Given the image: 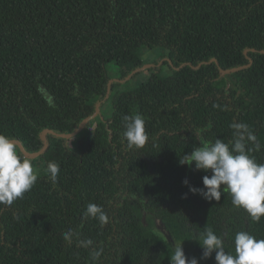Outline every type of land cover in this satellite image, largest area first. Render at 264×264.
I'll use <instances>...</instances> for the list:
<instances>
[{"label":"trees","instance_id":"16d2710c","mask_svg":"<svg viewBox=\"0 0 264 264\" xmlns=\"http://www.w3.org/2000/svg\"><path fill=\"white\" fill-rule=\"evenodd\" d=\"M154 48L176 67L190 65L114 90L109 120L97 118L73 147L48 136L34 161L32 189L11 206L0 205V264H92L99 248L97 264H170L181 244L189 259L216 264L215 252L201 258L196 233L205 227L222 235L226 252H234L238 231L264 239V217L252 221L226 192L218 202L189 192L185 178L200 188L210 173L195 170L194 162L179 164L197 142L174 132L187 123L207 141L227 142L230 124L246 123L261 144L252 155L264 163V53L258 51L264 50V0H0V133L29 152L39 150L42 129L67 133L93 112L109 65L123 77ZM250 48L257 50L248 52L250 67L228 77L217 78L215 63L206 64L210 58L223 69L246 64L243 52ZM135 112L156 142L133 148L147 158L131 156L122 137V117ZM47 162L60 167L55 183ZM90 202L108 213L103 228L82 220ZM146 205L156 208L168 238ZM69 229L93 245L79 247L76 238L67 244Z\"/></svg>","mask_w":264,"mask_h":264},{"label":"clouds","instance_id":"9594fccd","mask_svg":"<svg viewBox=\"0 0 264 264\" xmlns=\"http://www.w3.org/2000/svg\"><path fill=\"white\" fill-rule=\"evenodd\" d=\"M123 140L128 149L142 148L149 140L145 130V120L138 112L122 117ZM232 139L225 142L220 138L213 141L200 140V145L190 154L179 159L181 166H193L210 175L202 177L203 187L191 186L187 178L183 184L192 194H199L207 201H220L222 193L231 196L234 207L243 209L252 221L259 222L264 217V163H258L253 152L259 151L261 144L253 130L246 123L233 121ZM201 136L200 131H196ZM60 167L55 162H47L46 172L53 183L56 182ZM38 179L32 161L19 154L13 139L0 133V205L11 206L17 199H23ZM187 194H185L186 198ZM94 219L101 228L109 223V215L104 207L88 203L82 213V220ZM202 248V259L215 252L216 264H264V239H257L247 231L234 235V252H226L222 235H217L211 227L196 233ZM79 247L89 248L92 239H79V233L69 229L63 234L64 241L71 245L73 239ZM197 241V240H196ZM103 248L91 252L92 264H97ZM170 264H199L197 258L186 257L182 244L170 254Z\"/></svg>","mask_w":264,"mask_h":264},{"label":"flooded vegetation","instance_id":"af4514ba","mask_svg":"<svg viewBox=\"0 0 264 264\" xmlns=\"http://www.w3.org/2000/svg\"><path fill=\"white\" fill-rule=\"evenodd\" d=\"M256 52L257 50L256 49H253V48H250V49H245L244 50V52H243V55L246 57V59L248 60V63H246V64H243V65H239V66H235V67H230V68H226V69H223V68H221V67H219L218 66V63L215 61V59L214 58H210L209 59V61H207L206 62V64H209V63H212V62H214L215 63V65L217 66V69H218V77L217 78H224V77H228L229 75H231L232 73H235V72H237V71H240V70H242V69H244V68H248V67H250V65L252 64V59L248 56V52ZM260 53H264V50H258ZM143 54V53H142ZM141 59L143 60V58H142V55H141ZM205 62H199L196 66H194V67H196V68H198V67H200L202 64H204ZM163 65H165V66H167L169 69L170 68H172V69H179V68H182V67H184L185 65H190L189 63H182V64H180L179 66H174V65H172V63H171V61L169 60V58L167 57V56H165V55H163V53H162V51L160 52V54H159V57H158V59H155L154 61H151V62H148V63H145V61L143 60V63H142V65L140 66V67H138L139 68V71H137V72H139L137 75H139L140 73H148L147 74V77H149L151 74H159L158 72H159V70H160V68H161V66H163ZM236 67H242L241 69H239V70H235V71H230V72H225V73H223V74H221V71L223 70V71H227V70H230V69H232V68H236ZM113 69H115L114 67H113ZM114 73H113V75H115L114 77H112V76H110L109 74H108V76H109V78H108V81H107V83H106V90H105V94L102 96V97H100V98H97L95 101H94V103H93V105H94V109H93V112L90 114V115H88V116H91L93 113H95V108H96V106H98V113L96 114V116L91 120V121H89L88 123H86L85 124V126L83 127V129L81 130V132H80V134H79V138L84 134V133H89V132H91L93 129H94V127L96 126V122H94V121H96V119L97 118H100L101 120H103V121H108L109 120V116L108 117H104V116H102V112H101V109H102V107H103V105L107 102V101H109V100H111V94L114 92V90L116 91L117 89V87H113V84H118L119 86L120 85H124V84H126L129 80H131L132 78H134V77H136L137 75H135L136 73H133L129 78H128V74L131 72H129V73H127L125 76H123V77H121L119 74H116L115 73V70L113 71ZM159 75H161V74H159ZM164 76V75H163ZM146 77V78H147ZM146 78H144L143 80H145ZM108 86H109V89H108ZM229 86V85H228ZM229 91L226 89V92L224 93V95H229ZM227 100L229 101L230 100V97L229 96H227ZM88 116H86V117H88ZM85 117V118H86ZM83 120V119H82ZM81 120V121H82ZM80 121V122H81ZM79 122V123H80ZM78 123V124H79ZM89 125V126H88ZM197 127V126H196ZM195 127V128H196ZM45 129V128H44ZM49 129V128H48ZM43 130V129H42ZM41 130V131H42ZM196 131H200L199 129H193V128H191V126H189V124H187V123H182L181 124V129L180 130H175L174 132L175 133H177V134H181L182 136H181V138H183V139H185V140H187V136H189V135H195V137H196V140L195 141H193V142H197L196 143V145L194 146V148L195 147H198L199 145H200V140L202 139V140H205V141H207V138H206V136H205V134L204 133H202V131H200L201 132V136H199L198 134H197V132ZM71 132V131H70ZM70 132H67V133H70ZM165 132H167L166 131V129H163V128H161V131H160V133H162V134H164ZM174 132H170L169 134H173ZM48 136H52V137H55V136H53V135H51L50 133H48L47 135H46V138H47V141H48V145H49V139H48ZM158 137V136H157ZM156 137V138H157ZM55 138H59V137H55ZM79 138H76V139H68V140H65L64 138H61V139H63L64 140V142H65V144L68 146V147H73L75 144H76V142L78 141V139ZM162 138H163V145H164V147H165V149H167V150H169L170 148H168V147H166L167 146V144H166V141H164V137L162 136ZM12 139V138H11ZM39 140L41 141V147L43 146V143H42V140L40 139V137H39ZM74 141H76L75 142V144L73 145L72 144V142H74ZM192 142V143H193ZM146 143H151L152 145H156V142L154 141V139L153 138H151V139H149ZM23 145V144H22ZM48 145H47V147H48ZM24 146V145H23ZM40 147V148H41ZM47 147H46V149H47ZM25 148V147H24ZM39 148V149H40ZM45 149V150H46ZM172 149V148H171ZM45 150H44V152H45ZM132 150H134V151H130V155L131 156H135V157H139V156H141V157H144V158H147L146 156H145V154H143L142 152H135V149H132ZM18 151H19V154L20 155H22V156H24L21 152H20V150H19V148H18ZM35 152V151H34ZM43 154V153H42ZM41 155V154H40ZM40 155H38L37 157H35V158H29V157H26V158H28L30 161H32V163H33V165H34V161L37 159V158H39L40 157ZM25 157V156H24ZM149 161H151L150 159H149ZM34 170L37 172L38 170H37V167H36V165H34ZM138 197L139 196H132V197H130V199H133V200H136V199H138ZM147 201V200H146ZM156 208H154L153 210H149L148 209V207H147V205H146V211H148V213L149 214H151V215H153L154 216V222H155V226H156V228H157V230H160V231H162V233H164V237H166V238H168L167 236V233L165 232V229H164V227L162 226V230L160 229V228H158V225H161V221H160V219H158L157 217H156ZM146 214H147V212H146ZM145 218H143L142 220H144Z\"/></svg>","mask_w":264,"mask_h":264},{"label":"water","instance_id":"95a60500","mask_svg":"<svg viewBox=\"0 0 264 264\" xmlns=\"http://www.w3.org/2000/svg\"><path fill=\"white\" fill-rule=\"evenodd\" d=\"M242 67H236V68H232L230 70H227V71H221V74L225 73V72H230V71H235V70H239L241 69ZM139 71V68L137 69H134L132 70L129 74H128V78L135 72ZM108 89H109V86H108ZM98 113V106H96L95 108V113H93L91 116H88L86 118H84L70 133H61V132H56L52 129H48V128H45L43 129L40 134H39V137L40 139L42 140V143H43V146L35 151V152H29L27 151L24 146L22 145V143L17 140V139H13L14 142L16 143L17 147L19 148L20 152L25 156V157H29V158H35L37 157L38 155L42 154L44 152V150L46 149L47 145H48V141H47V138H46V135L48 133H50L51 135L55 136V137H59V138H64L65 140H68V139H76L78 138L81 130L83 129V127L85 126L86 123H88L89 121H91L95 116L96 114ZM162 224L161 225H158V228H160L162 230Z\"/></svg>","mask_w":264,"mask_h":264},{"label":"rangeland","instance_id":"374dc122","mask_svg":"<svg viewBox=\"0 0 264 264\" xmlns=\"http://www.w3.org/2000/svg\"><path fill=\"white\" fill-rule=\"evenodd\" d=\"M161 50L158 49V48H154V49H146L143 51V54H142V58L143 60L145 61V63H148V62H151V61H154L155 59H158L159 57V54H160ZM107 71H108V74L112 77H114L115 75H113V66L112 65H109L108 68H107ZM159 74L161 75H167L170 73V69L163 65L161 66L159 72ZM147 74L148 73H140L139 75H137L136 77L132 78L131 80H129L126 84L124 85H120L118 86L116 89L117 90H126V89H132L134 88L141 80H143L144 78L147 77ZM112 111V105H111V100L107 101L102 109H101V112H102V116L104 117H108L110 115ZM89 126V125H88ZM76 141L72 142V144L74 145Z\"/></svg>","mask_w":264,"mask_h":264}]
</instances>
